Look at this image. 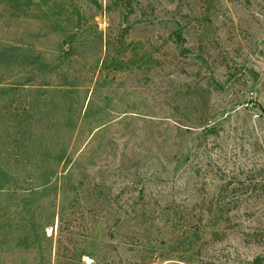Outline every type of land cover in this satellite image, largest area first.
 Instances as JSON below:
<instances>
[{
    "label": "rangeland",
    "instance_id": "rangeland-1",
    "mask_svg": "<svg viewBox=\"0 0 264 264\" xmlns=\"http://www.w3.org/2000/svg\"><path fill=\"white\" fill-rule=\"evenodd\" d=\"M19 1L0 264H264V0Z\"/></svg>",
    "mask_w": 264,
    "mask_h": 264
},
{
    "label": "trees",
    "instance_id": "trees-1",
    "mask_svg": "<svg viewBox=\"0 0 264 264\" xmlns=\"http://www.w3.org/2000/svg\"><path fill=\"white\" fill-rule=\"evenodd\" d=\"M33 0H26L27 5L31 4ZM42 3H47L49 0H40ZM9 4V6L12 8V10H16V11H20L19 10V6L21 5L19 0H0V5L1 4ZM181 43H183V41H181ZM9 50L7 47H3L2 49H0V81L2 80V77L4 76L5 70L7 69V63L9 62ZM3 68H5V70H3ZM3 70V71H2ZM25 83V82H24ZM2 85H6L3 87H0V91L4 92V94L8 93L9 89L12 87H10V85L15 86L14 84H2V82H0V86ZM29 85L28 84H20L19 86H15V87H21V89L25 90L27 89ZM22 114H24V110H21ZM0 113H2L3 115L6 114L8 115V119L11 120V122H15L16 120H18L19 117H21V113L17 112L15 109H12V104L8 103V104H4L1 108H0ZM27 113V112H26ZM20 123V121H19ZM22 123L24 124V121L22 120ZM48 174L44 175V178H48ZM48 180V179H46ZM8 225L6 222V218L4 215L0 216V236L1 238L5 239L6 235L4 234L3 231V226Z\"/></svg>",
    "mask_w": 264,
    "mask_h": 264
}]
</instances>
